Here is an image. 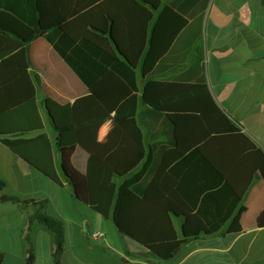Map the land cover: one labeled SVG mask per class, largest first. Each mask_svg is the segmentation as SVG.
I'll return each instance as SVG.
<instances>
[{"label":"trees","instance_id":"trees-1","mask_svg":"<svg viewBox=\"0 0 264 264\" xmlns=\"http://www.w3.org/2000/svg\"><path fill=\"white\" fill-rule=\"evenodd\" d=\"M97 1L0 0V143L54 184L66 181L78 202L161 261L228 223L229 233H241L245 209L227 178L234 167H248L256 145L220 111L201 74L197 43L209 0H108L126 22L131 64L61 31ZM184 32L186 46L180 42ZM39 37L85 85L87 96L71 105L46 97L38 105L40 80L28 72L27 47ZM39 107L54 121L48 131ZM110 119L141 151L144 121L153 127L145 162L126 178L92 156L99 128ZM159 136L167 141H156ZM5 187L0 180V204L35 210L28 227L38 222L55 234L60 264L64 222L42 213L46 201L12 197ZM256 224L264 227V211ZM26 241L24 264H34L28 236Z\"/></svg>","mask_w":264,"mask_h":264},{"label":"crops","instance_id":"crops-1","mask_svg":"<svg viewBox=\"0 0 264 264\" xmlns=\"http://www.w3.org/2000/svg\"><path fill=\"white\" fill-rule=\"evenodd\" d=\"M126 30L124 18L108 0L91 4L61 26L72 41L88 40L111 57L131 64ZM116 40L125 41L126 52L118 50ZM180 40L186 46L188 34L182 33ZM197 44L209 94L220 111L256 145L248 167H234L227 178L241 198L239 208L245 209L241 233H229L228 223L219 233L189 241L169 261L153 257L142 246L73 243L81 234L78 217L83 209L71 187L66 181L62 186L54 184L0 143V180L6 183L3 193L23 200L46 201L42 213L64 222L60 264H264V227L256 224L264 211V0H209ZM27 56L28 72L40 80L38 105L46 97L71 105L88 95L85 85L44 37L28 45ZM185 67L165 80L191 67V62ZM136 73L140 89L144 80L138 69ZM39 112L48 131L50 119L42 107ZM142 130L145 151L138 149L113 119L106 120L99 128L92 156L120 177L131 176L145 162L146 148L153 143L149 140L151 124L144 121ZM156 141L167 139L159 136ZM81 158L84 160V156ZM55 159L58 164L57 153ZM34 212L11 203L0 204V264H24L26 236L32 245L34 264H57L55 234L38 222L28 227L27 217ZM175 227L181 236L180 226L175 223Z\"/></svg>","mask_w":264,"mask_h":264},{"label":"rangeland","instance_id":"rangeland-1","mask_svg":"<svg viewBox=\"0 0 264 264\" xmlns=\"http://www.w3.org/2000/svg\"><path fill=\"white\" fill-rule=\"evenodd\" d=\"M86 19V18H84ZM118 50L121 53L126 52L125 41L116 40ZM78 153H81L78 151ZM82 154V153H81ZM80 208L83 209V215L78 217L79 232L77 239H73V243H85V244H104V245H123V246H141L131 239L120 234L113 223L109 220H105L102 216L90 211L85 205L79 204ZM88 225L87 231L84 230L83 224ZM95 233L102 234V238L93 239L92 236ZM142 249V247H139Z\"/></svg>","mask_w":264,"mask_h":264},{"label":"water","instance_id":"water-1","mask_svg":"<svg viewBox=\"0 0 264 264\" xmlns=\"http://www.w3.org/2000/svg\"><path fill=\"white\" fill-rule=\"evenodd\" d=\"M45 112L47 113L48 118H49L50 121H51L50 123L53 124L54 121H53V119L49 116L48 111L45 110ZM83 228H84V230L87 231V229H88V225H86V223H84V224H83ZM176 252H177V250L174 251V254H175Z\"/></svg>","mask_w":264,"mask_h":264},{"label":"built area","instance_id":"built-area-1","mask_svg":"<svg viewBox=\"0 0 264 264\" xmlns=\"http://www.w3.org/2000/svg\"><path fill=\"white\" fill-rule=\"evenodd\" d=\"M102 234H100V233H95L93 236H92V238L93 239H99V238H102Z\"/></svg>","mask_w":264,"mask_h":264}]
</instances>
